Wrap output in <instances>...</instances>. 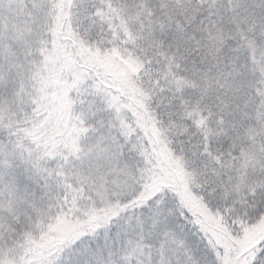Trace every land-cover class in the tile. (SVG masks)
Returning <instances> with one entry per match:
<instances>
[{
  "label": "snow or ice",
  "instance_id": "snow-or-ice-1",
  "mask_svg": "<svg viewBox=\"0 0 264 264\" xmlns=\"http://www.w3.org/2000/svg\"><path fill=\"white\" fill-rule=\"evenodd\" d=\"M0 264H264V0H0Z\"/></svg>",
  "mask_w": 264,
  "mask_h": 264
}]
</instances>
